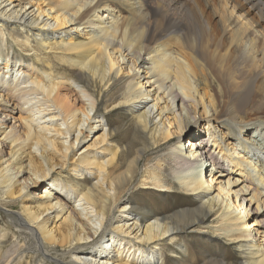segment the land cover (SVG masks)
<instances>
[{
  "label": "bare ground",
  "instance_id": "bare-ground-1",
  "mask_svg": "<svg viewBox=\"0 0 264 264\" xmlns=\"http://www.w3.org/2000/svg\"><path fill=\"white\" fill-rule=\"evenodd\" d=\"M0 33V210L27 231L0 220V264H183L187 229L264 264V0H0Z\"/></svg>",
  "mask_w": 264,
  "mask_h": 264
},
{
  "label": "rangeland",
  "instance_id": "rangeland-1",
  "mask_svg": "<svg viewBox=\"0 0 264 264\" xmlns=\"http://www.w3.org/2000/svg\"><path fill=\"white\" fill-rule=\"evenodd\" d=\"M7 34H9V32H7ZM2 36L3 35L0 33V45L2 43L5 45V49L12 50V47L16 46L15 43L14 45L12 44V40L10 37H8L9 41L7 43L4 42L1 39ZM115 86L116 84H113L112 88H115ZM110 120L114 124V129L117 134L118 141L125 145L134 144L136 146V143L139 141V138L135 135L137 127L133 119H131V116L129 115L128 111H126L125 109L121 107L111 113ZM172 146H175V145H172ZM170 147L164 149L163 151L152 153V154H151L152 151H149L146 153V155L147 157L148 156L153 157L152 164L155 165L157 160L170 150ZM185 148H188L187 143L185 144ZM146 158H145V162H146ZM169 162L171 164L174 162V156L171 157V160ZM172 171L173 170L169 171L168 173L170 174ZM203 172L205 173L204 167H203ZM217 173H218L217 171H214L213 175H216ZM170 177L172 179H175L174 175L172 174H170ZM224 179L226 180L227 178L225 177ZM47 181L48 180L40 181V183L37 186H35L37 189H35L36 192L35 191L34 192L37 194L42 192L44 190L43 187L46 185ZM48 184L49 183H47V185ZM216 185H219V183H216V181H214V186L216 187ZM31 188H34V186L30 187V189ZM31 191L33 190L31 189ZM188 196L189 198L187 199H183V196H180L179 198L177 197V198L165 199L163 196H160L156 190L154 192V189H145L143 193L140 190H138V191H135L132 195V197H134L137 201L144 203L147 206V210H152V211H156L158 213H163V214H174L179 211L182 205H186L189 209H193L196 206H198V202L194 200L192 196L190 195ZM233 199L234 200L236 199L234 195H233ZM245 204H247V202ZM248 208L250 209V206H248ZM144 212H147V211L146 210L141 211V213H144ZM8 214L6 213L5 210H2V211L0 210V220L1 221L5 220L6 224H8L10 227H12L15 230L19 239L25 238L27 231L23 228H18L12 225L11 223L12 220L8 217ZM263 219H264V216H263ZM214 221L215 220L212 216V218L208 220V222L211 224L200 223L199 225H197V228L203 227L205 225L214 226L215 224L213 223ZM178 235L179 236L177 238V243L179 245H182L183 248L184 246H186L189 249V255L188 256L185 255L188 262H184L183 264H203L205 259L208 258L209 256L215 258L217 261H219L220 264H222V262L224 261L226 263L240 264V261L238 259V256L240 254L239 249L235 246H232L223 237L217 240L216 239L214 240L206 239L205 234H201V235L198 234V229H195V230L187 229V231L185 232H182V231L179 232ZM13 241H15L14 238L11 239L9 242H7L8 245L9 243H13ZM29 246L31 245L24 247L26 249V252L34 253L35 248L32 246H31L32 248H30ZM175 247L177 248V245ZM177 249L179 250V248ZM30 259L31 261L29 262L27 260H23L22 262L18 261V262H15L14 264H40L41 260L38 257L30 258ZM46 260L49 263H53L51 259L49 258H46ZM172 260L173 259H170V260L168 259L166 264H179V263H175ZM206 262L208 261H205V263Z\"/></svg>",
  "mask_w": 264,
  "mask_h": 264
}]
</instances>
